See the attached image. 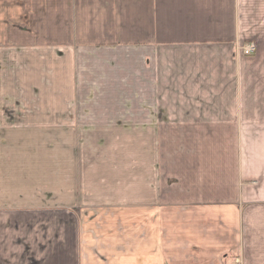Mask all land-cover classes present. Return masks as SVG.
I'll return each instance as SVG.
<instances>
[{
  "label": "crops",
  "instance_id": "1",
  "mask_svg": "<svg viewBox=\"0 0 264 264\" xmlns=\"http://www.w3.org/2000/svg\"><path fill=\"white\" fill-rule=\"evenodd\" d=\"M7 92L0 264H264V0H0Z\"/></svg>",
  "mask_w": 264,
  "mask_h": 264
},
{
  "label": "rangeland",
  "instance_id": "2",
  "mask_svg": "<svg viewBox=\"0 0 264 264\" xmlns=\"http://www.w3.org/2000/svg\"><path fill=\"white\" fill-rule=\"evenodd\" d=\"M245 42H247V43H245ZM245 42H243V43H241L239 46H238V49L240 48L241 50H242V48L241 47H243L245 44H248V43H250V45H253L254 47H255V50L253 51V52H251L250 54H246V53H244L245 55H252V54H255L256 52H257V50H258V43H257V40H248V41H245ZM243 51V50H242ZM8 91H10V90H8ZM7 97H8V99H2V98H4V96H2V95H0V98H1V100H2V104H1V111H0V118H6V116H11L12 115V113L13 112H11V113H9V112H7L8 113V115H6V113H5V111H4V106H8L9 108H11V109H14L15 111H16V119H18L19 117H24L26 114H28V112L30 111V109L29 108H23V107H17V105H16V102H15V99H18L17 97L15 98L14 96H12V93L9 95V93L7 92ZM28 104L26 103V104H24V106H27ZM13 111V110H12ZM19 112H21V114L19 115ZM82 111L81 110H78V113H79V115H80V113H81ZM74 113H75V111H74V109H72V111H66V115L67 114H73L74 115ZM23 120H26V119H23ZM91 222H93V220H92V218L91 217H88V220H86V221H81L80 222V224L82 225V226H84L85 224H86V227H87V229H90L91 228ZM92 243H93V241L91 240L90 241V245H92ZM88 256H91V254H89L88 252H87V258H88ZM239 260L240 259H237V262H239ZM238 264V263H237ZM239 264H241V262L239 263Z\"/></svg>",
  "mask_w": 264,
  "mask_h": 264
},
{
  "label": "built area",
  "instance_id": "3",
  "mask_svg": "<svg viewBox=\"0 0 264 264\" xmlns=\"http://www.w3.org/2000/svg\"><path fill=\"white\" fill-rule=\"evenodd\" d=\"M243 52L246 54H250L255 50V47L253 45H250V43L245 44L243 47H241Z\"/></svg>",
  "mask_w": 264,
  "mask_h": 264
}]
</instances>
